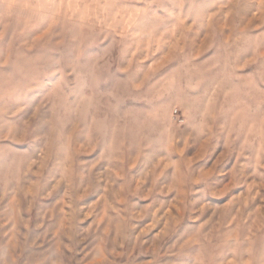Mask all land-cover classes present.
Listing matches in <instances>:
<instances>
[{"label": "clouds", "instance_id": "9594fccd", "mask_svg": "<svg viewBox=\"0 0 264 264\" xmlns=\"http://www.w3.org/2000/svg\"><path fill=\"white\" fill-rule=\"evenodd\" d=\"M0 264H264V0H0Z\"/></svg>", "mask_w": 264, "mask_h": 264}]
</instances>
